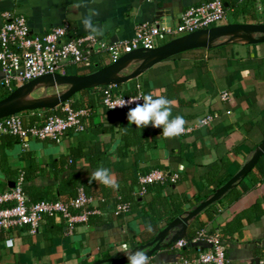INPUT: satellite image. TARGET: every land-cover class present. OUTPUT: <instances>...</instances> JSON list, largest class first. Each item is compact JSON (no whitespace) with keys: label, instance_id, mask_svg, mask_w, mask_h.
<instances>
[{"label":"crops","instance_id":"obj_1","mask_svg":"<svg viewBox=\"0 0 264 264\" xmlns=\"http://www.w3.org/2000/svg\"><path fill=\"white\" fill-rule=\"evenodd\" d=\"M208 1L0 0V27L1 13L9 11L25 17L32 35L67 24L70 36H82L89 34L83 19L94 12L97 14L92 16L93 24L103 31L98 38L124 41L131 39L135 27L142 23L157 21L172 29L187 9ZM221 1L225 8L224 24H264V0ZM229 15L233 20L227 17ZM179 37L159 36L157 47ZM232 38L222 43H231L228 45L180 53L121 84L117 94L121 90L134 92L138 83L153 98L164 96L175 101L171 105L170 119L182 116L186 121L185 129L198 125L206 116L213 117L210 124L195 127L176 138L165 139L158 135L150 151L130 152L127 159H119L115 153L120 144V132L124 126H130L127 114L111 115L105 109L94 112L83 132L70 131L59 144L31 140L24 149L18 139L1 137L0 194L10 189L18 173L34 166L25 186L35 189L36 198L48 193L60 200L59 183L71 174L67 168L68 158L79 148L83 147L82 151L86 152L90 142L99 143L101 151L110 154L113 166L107 169L115 181L122 170L133 165L138 175L163 170L178 174L179 180L172 185L150 186L142 197L135 196L134 189L131 198L135 202L129 213L115 217L113 205L107 204L103 209L110 210L107 208L105 215L76 224L71 234L66 233L63 222L52 218L43 220L35 235H30L26 228L2 233L0 264H92L104 259H119L134 247L151 242L167 226L168 220L192 210L204 201L206 193L231 179L264 138V129L260 126L264 121V43L232 44L237 37L233 35ZM148 58L126 65V69L123 67L122 77L140 64H148L144 63ZM63 87L68 89V86ZM221 92L228 93L227 101H221ZM72 100L82 102L83 98L78 95ZM49 111H26L20 116L26 124H33L50 114ZM94 126L106 128V131L95 134ZM96 170L89 168L83 159L76 160L74 172L87 181L91 194L98 193L101 187L112 192L110 187L91 179ZM256 203L259 206L253 208ZM148 225L152 227L151 232L147 231ZM198 230L221 235L228 264H258L264 259V175L259 178L252 173L236 183L218 202L189 223L187 237ZM8 239L13 243L10 248L5 246ZM204 248L203 242H187L179 251L170 246L155 252L149 258L150 264H180L183 251L195 257L198 250Z\"/></svg>","mask_w":264,"mask_h":264},{"label":"built area","instance_id":"obj_2","mask_svg":"<svg viewBox=\"0 0 264 264\" xmlns=\"http://www.w3.org/2000/svg\"><path fill=\"white\" fill-rule=\"evenodd\" d=\"M259 1V0H255ZM225 19V8L221 0H210L205 4L187 9L180 17L179 23L172 29L161 26L157 21L142 23L135 27L134 35L129 40L105 41L98 37L89 39V34L70 36L69 25L53 27L41 35L30 33L24 16L5 11L1 13L0 27V88L11 91L25 83L47 75H66L68 69L91 70L104 63L117 61L126 54L139 49L152 50L158 45L159 36L173 38L184 36L196 31L220 26ZM116 86H105L96 107L83 106L74 109L69 101L59 106V114H47L41 121L26 124L17 114L0 119V138L10 136L18 139L26 149L31 140H50L61 143L68 132L80 133L86 128L87 120L102 109L127 113L134 108L137 101L121 107L123 101L132 102L143 95L140 84H136L134 92L129 95L115 94ZM221 101H227L226 92L219 94ZM58 108V107H57ZM213 117L202 118L198 125L185 129L181 135L191 132L195 127H203L211 123ZM179 180L178 174L163 170H152L137 177L135 196L142 197L153 185H172ZM24 176L18 173L13 188L0 194V234L27 228L30 235H35L44 219L52 218L66 225V233L71 234L76 224L88 223L92 217L105 215L103 206L109 199L102 195H87L83 188L77 190L74 198L63 201L30 202L23 191ZM112 214L115 217L124 216L131 211V205L115 196ZM11 241V244L8 242ZM192 243L203 242L204 249H199L195 257L181 258L180 264H228L226 246L217 232L199 231L192 239ZM187 241L179 240L173 249L181 250ZM11 239L5 241L10 248ZM258 264H264L260 259Z\"/></svg>","mask_w":264,"mask_h":264},{"label":"water","instance_id":"obj_3","mask_svg":"<svg viewBox=\"0 0 264 264\" xmlns=\"http://www.w3.org/2000/svg\"><path fill=\"white\" fill-rule=\"evenodd\" d=\"M234 34L236 37L241 39L240 43L232 44H241V45H256L264 43V24H224L209 29H204L201 31H196L188 35L181 36L176 39H172L169 42L156 47L152 50L139 49L126 54L119 58L117 61L111 63L106 68L98 70L96 72L86 74L83 76H74V75H47L43 77L36 78L25 83L22 86L17 87L12 91L7 97L0 100V119H3L8 116L17 115L26 111H36V110H54L65 102L69 101L75 94L95 88V87H105V86H117L134 80L141 76L144 72L150 69L152 66L168 59L173 56H176L180 53L195 50V49H212L219 46H224L228 44L215 45L211 47H206L205 44H202V41L211 38L214 35L222 34ZM254 33V39H248L246 34ZM195 34H201L200 44L186 45L176 47L175 44L184 39L192 37ZM177 49L176 51H172ZM154 57L150 63L146 65H139L134 68V70L121 77L119 79H113L109 81H101L102 77L111 76L118 71H120L127 64H137L143 58ZM127 65V66H129ZM126 66V67H127ZM125 67V68H126ZM68 86V89L64 92H61L57 95H54L55 98L50 101H45L46 98H38L28 101L26 103H20L19 99L22 95H30L34 90L40 88H56L60 86ZM36 88V89H35ZM46 97V96H45ZM264 156V140L260 143L254 150L251 158L242 166V168L224 185L219 187L213 194H211L207 199L199 203L190 211H185L181 215L175 217L166 227L157 233L154 239L138 247H134L130 252L136 250H143L150 257L153 256L155 252L160 251L161 249L169 248L174 243L179 240H182L186 237V229L189 223L196 218L203 210L208 206L218 202L223 196H225L231 189L236 186L240 180L244 179L246 175L251 171L258 160ZM14 183H12L10 188H13ZM92 264H128L126 256H123L119 259H104L96 261Z\"/></svg>","mask_w":264,"mask_h":264},{"label":"trees","instance_id":"obj_4","mask_svg":"<svg viewBox=\"0 0 264 264\" xmlns=\"http://www.w3.org/2000/svg\"><path fill=\"white\" fill-rule=\"evenodd\" d=\"M107 66L108 65L102 64L96 68L89 70L87 73H84V74H77L74 72H68L67 71L66 75L83 76V75L90 74V73L96 72L98 70H101L103 68H106ZM120 87H121V85H117L115 87V89L117 88V90H114L115 94L118 93V89H120ZM102 88L103 87H95V88L83 90V91L79 92L80 93L79 95H81L83 98L82 102L73 101L72 98L69 99V102L71 103V105L74 109H78V108H81L83 106L91 107L92 109H94L96 107V104L100 100V97H101L100 90ZM0 89H2V88H0ZM15 89H16V87H14L11 91H7L5 89H2L1 94H0V100L7 97ZM2 91H3V93H2ZM121 92H120V94L126 95V96H129L133 93L130 90H124V91L121 90ZM44 111H48V110H44ZM106 111L108 113H110L111 115L119 113V112H113V111H108V110H106ZM49 112H50V114H59V107L54 109V110H51ZM127 113H121V114H127ZM19 115H21V113ZM260 126L262 129H264V121L261 122ZM105 131H106V128L96 127V126L93 127V132L95 134H101V133H104ZM107 131H109V130L107 129ZM158 135H162V129H160V128H153L151 126H148L146 128L137 129L134 124L130 125V126H124L122 131L120 132V144L116 148L115 154L119 159L124 160V159H127L129 157L130 152L141 153V152L150 151L155 147L156 137ZM263 140H264V138H263ZM82 150H83V147L79 148L78 150H75L74 152H72L71 158H68V160H67V165H68L67 168H68V170L71 171V174L68 177L62 179L61 182L59 183L58 195H59L60 200H56L55 198L50 197L48 193L46 196H42V197L40 196V197L36 198V195L33 193V191L35 189L25 186V182H27V180H28L27 176L32 174L35 167L33 166V167H30L29 169L23 171L22 172L23 176H24L23 191H24L25 195L27 196V198L29 199V201L30 202H37V201H63V202H66L69 199H72L76 196L77 190L79 188H83V190L85 191V193L87 195H98V194H100L109 200L112 198L108 203L109 205H113V202H114L113 199L115 198V196H120L123 201L130 203L131 208H132L135 200H134V198H131V195L134 192V189L137 188L138 174H137L136 166L135 165L130 166L127 169L122 170L118 174V177L116 180V183L119 184L118 189L111 188L112 192H106L104 190L105 188L101 187L99 189L98 193L91 194L87 181L82 180L80 175L78 173L74 172L75 167H76V160L83 159L87 163V166L91 169H98L100 167L109 168V167L113 166V163L111 164L110 154H108L105 151H101L100 144L97 142H95V143L90 142V144L87 146L86 152H83ZM60 172H63V170H61ZM252 173H256L259 178L264 175V156H262L258 160V163L256 164V166L251 171H249V173L246 176L250 177L252 175ZM140 174H146V173H140ZM163 186H166V185H163ZM220 186H222V184L216 186L212 191L206 193L205 196L203 197L204 200L210 194H212L217 188H219ZM258 206H259V203H256L253 208H256ZM107 208L105 207L104 211H106ZM108 210H110V208H108ZM48 219H50V218H48ZM171 221H172V219L168 220L167 223L169 224ZM198 232H199V230L196 231L193 236H188V237L186 234L187 239L185 237L182 240L190 242L191 239ZM172 248H173V246H172ZM181 258L190 259L193 257L187 255L186 252L183 251Z\"/></svg>","mask_w":264,"mask_h":264},{"label":"clouds","instance_id":"obj_5","mask_svg":"<svg viewBox=\"0 0 264 264\" xmlns=\"http://www.w3.org/2000/svg\"><path fill=\"white\" fill-rule=\"evenodd\" d=\"M79 7V5H76ZM97 13H91L83 19V25L87 32H89V39H95L103 35L101 28L93 24L92 16ZM142 100L143 103H136L134 108H129L127 113V120L129 125H135L137 129L151 126L153 128L162 129V136L165 139H172L179 137L185 132L186 121L182 116H176L170 119L172 115L171 105L175 103L164 96L153 98L152 94L143 95L132 102L123 101L121 107L128 106L132 103ZM91 179L100 182L101 184L118 189L119 184L116 183L110 171L107 168L100 167L93 174ZM147 231L151 232L152 227L148 225ZM11 244V241L8 242ZM127 248V245H124ZM128 264H150L149 256L143 250H136L126 254Z\"/></svg>","mask_w":264,"mask_h":264},{"label":"bare ground","instance_id":"obj_6","mask_svg":"<svg viewBox=\"0 0 264 264\" xmlns=\"http://www.w3.org/2000/svg\"><path fill=\"white\" fill-rule=\"evenodd\" d=\"M201 34H195V35H193L192 37H189V38H187V39H184V40H182V41H180V42H177L176 44H175V46L176 47H179V46H186V45H194V44H200L201 42H200V36ZM234 35V34H230V33H226V34H222V35H220V34H216V35H214L213 37H211V38H207V39H205V40H203L202 41V44H205V46L206 47H210V46H214V45H218V44H222V43H224L225 41H227V40H232V39H234V38H232V36ZM246 37L248 38V39H254V37H255V34L254 33H249V34H246ZM222 39V40H221ZM239 40V41H238ZM241 42V39H239L238 37H237V40L236 41H234V42H232V43H240ZM177 49H174V50H172V51H176ZM152 60H154V57H150V58H148L147 60H145V62L144 63H150ZM127 65H129V64H127ZM124 69H126V68H124ZM123 68L120 70V71H118L117 73H115V74H113V75H111L110 77L109 76H106V77H102V79H101V81H109V80H113V79H115V78H117V79H119V78H121L122 77V73H123ZM124 75V74H123ZM35 92V91H34ZM61 93V92H60ZM28 95H22L21 96V98L19 99V102L20 103H26V102H28V101H31V99L30 98H28L27 97ZM47 97H49V96H47ZM46 101V100H45Z\"/></svg>","mask_w":264,"mask_h":264},{"label":"rangeland","instance_id":"obj_7","mask_svg":"<svg viewBox=\"0 0 264 264\" xmlns=\"http://www.w3.org/2000/svg\"><path fill=\"white\" fill-rule=\"evenodd\" d=\"M227 17H229V19L230 20H233L231 17H230V15L229 16H227ZM228 20V19H227ZM225 22V21H224ZM224 22H222V24H224ZM210 28H212V27H210ZM110 63H109V61H108V59H106L105 60V65H109ZM89 70H85V69H78L77 67H73V68H70L69 69V72H74V73H77V74H84V73H87ZM129 73V72H128ZM127 73V74H128ZM126 74V73H125ZM148 75H150V74H148ZM64 88L65 87H63V86H61V87H56V88H46V89H44V88H39L38 90H36L35 92L33 91L30 95H28L27 97L28 98H30L31 100H33V99H38V98H46L45 100L46 101H50V100H52V99H54L55 98V96L54 95H58L59 94V92H64L65 90H64ZM2 90V89H1ZM2 93H3V91H2ZM0 94H1V91H0ZM80 93H77V94H75L72 98H76V97H78V95H79ZM45 96H49V97H45Z\"/></svg>","mask_w":264,"mask_h":264}]
</instances>
